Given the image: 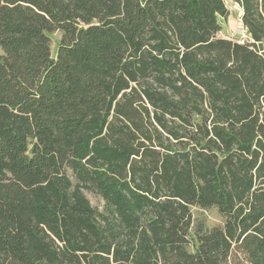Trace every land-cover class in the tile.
Returning <instances> with one entry per match:
<instances>
[{"label":"trees","instance_id":"16d2710c","mask_svg":"<svg viewBox=\"0 0 264 264\" xmlns=\"http://www.w3.org/2000/svg\"><path fill=\"white\" fill-rule=\"evenodd\" d=\"M231 1L241 40L226 0H0V264H264V0Z\"/></svg>","mask_w":264,"mask_h":264},{"label":"rangeland","instance_id":"374dc122","mask_svg":"<svg viewBox=\"0 0 264 264\" xmlns=\"http://www.w3.org/2000/svg\"><path fill=\"white\" fill-rule=\"evenodd\" d=\"M225 4L227 6L229 14L225 19L219 18L221 30L217 35L222 38L241 40L245 37L244 30L240 22L241 9L237 3L231 0H226ZM49 38H50V52L51 55L54 56L57 44L60 39V32L54 31L52 33H49ZM84 195L88 199L91 206L96 207L99 210L102 209L103 201L98 196L87 191L84 192ZM192 211L194 217L196 219L204 221L207 227L220 225L222 223V219L220 215L217 213V211L214 208H210L206 210L193 208Z\"/></svg>","mask_w":264,"mask_h":264}]
</instances>
